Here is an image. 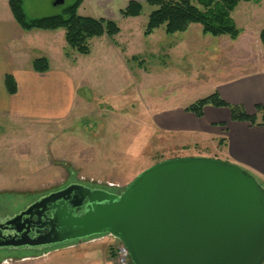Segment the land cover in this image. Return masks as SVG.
I'll use <instances>...</instances> for the list:
<instances>
[{"label": "rangeland", "instance_id": "obj_1", "mask_svg": "<svg viewBox=\"0 0 264 264\" xmlns=\"http://www.w3.org/2000/svg\"><path fill=\"white\" fill-rule=\"evenodd\" d=\"M58 1L25 0V11L31 17L61 14L75 0ZM143 5L137 17H123L116 9L97 10L90 2L78 9L84 16L111 15L121 32L112 38H91L90 55L67 44L65 58H53V67L62 61L83 74L68 118L47 122L0 118L2 217L77 180L118 190L166 159L206 155L226 160L216 143L203 144L196 134L159 129L155 115L165 106H187L213 93L211 80L225 67L233 69L243 62L249 69L263 60L264 17L254 15L253 1L241 2L233 12L241 29L235 39L204 33L199 23L176 33H167L163 25L147 36L144 31L155 6L146 1ZM111 41L124 56L105 49ZM34 56L20 60L21 65L32 66ZM96 236L102 238L54 245L45 254L0 249V264H115L109 250L114 239Z\"/></svg>", "mask_w": 264, "mask_h": 264}, {"label": "water", "instance_id": "obj_2", "mask_svg": "<svg viewBox=\"0 0 264 264\" xmlns=\"http://www.w3.org/2000/svg\"><path fill=\"white\" fill-rule=\"evenodd\" d=\"M102 234L125 243L134 264H263L264 185L231 162L170 158L121 192L72 183L37 199L0 222V249Z\"/></svg>", "mask_w": 264, "mask_h": 264}, {"label": "crops", "instance_id": "obj_3", "mask_svg": "<svg viewBox=\"0 0 264 264\" xmlns=\"http://www.w3.org/2000/svg\"><path fill=\"white\" fill-rule=\"evenodd\" d=\"M130 1L83 0L81 6L90 2L97 10L121 11ZM253 2L254 15L258 13L264 17V0ZM96 17L112 16L106 14ZM66 45L64 29L25 30L15 18L10 0H0V118L47 122L69 117L81 85L77 82L84 80L81 78L83 74L75 71V66L71 67L61 61L59 66L53 67V58H65ZM104 47L111 53L124 56L112 41L106 42ZM32 56L33 61L47 57L49 70L38 72L33 64L28 67L21 65L20 60ZM9 73L14 75L17 82L18 90L15 94L9 93L6 87V75ZM214 77L211 80L213 92L217 91L228 103L239 104L249 114H257L261 119L262 114L256 108L258 105L264 108V59L256 60L249 69L244 68L243 62L236 64L233 69L225 67ZM187 106H165L155 115L157 127L179 134H196L203 144L209 141L216 143L221 154L226 157L225 161L245 168L264 181V124L235 121L228 107L207 105L203 116L198 117L187 111ZM222 138H225L224 142H221Z\"/></svg>", "mask_w": 264, "mask_h": 264}, {"label": "trees", "instance_id": "obj_4", "mask_svg": "<svg viewBox=\"0 0 264 264\" xmlns=\"http://www.w3.org/2000/svg\"><path fill=\"white\" fill-rule=\"evenodd\" d=\"M254 0H146L155 6L149 15L144 34L151 35L154 31L165 26L167 33L184 32L191 24L202 25L203 32L215 36L229 35L237 38L241 29L233 17V12L241 2ZM83 0H75L68 5L64 12L56 15L30 17L24 7V0H10V5L15 18L25 30L64 29L68 46L81 54L89 55L91 47L89 40L93 37H114L121 32V28L115 20L105 17L84 16L78 13ZM143 2L131 0L120 11L123 17H137L142 14ZM260 39L264 45V29L260 32ZM134 57V56H133ZM33 67L38 72H46L50 68L47 57L34 59ZM6 87L11 94L18 90L17 82L13 74L6 75ZM207 105L228 107L232 119L235 121H248L255 125L264 124V108L257 106V112L261 113V119L257 114H249L241 105L228 103L215 91L210 95L197 99L186 107L187 111L195 113L198 117L204 114ZM222 138L221 142H224ZM110 255L113 257V248L110 246Z\"/></svg>", "mask_w": 264, "mask_h": 264}, {"label": "built area", "instance_id": "obj_5", "mask_svg": "<svg viewBox=\"0 0 264 264\" xmlns=\"http://www.w3.org/2000/svg\"><path fill=\"white\" fill-rule=\"evenodd\" d=\"M110 185H114L110 183ZM102 237L94 238V239H101ZM114 242L111 243V247L113 248L114 252V263L115 264H134L131 258L130 251L128 247L122 241L112 237ZM264 264V262H263Z\"/></svg>", "mask_w": 264, "mask_h": 264}, {"label": "flooded vegetation", "instance_id": "obj_6", "mask_svg": "<svg viewBox=\"0 0 264 264\" xmlns=\"http://www.w3.org/2000/svg\"><path fill=\"white\" fill-rule=\"evenodd\" d=\"M72 183H81V184H84V185H86V186H89V187H92V188H103V189H107V190H111V191H113V192H121V191H123V189H118V190H112V189H109V188H107V187H105V186H95V185H93V184H91V183H88V182H86V181H75V182H71V183H69V184H72ZM68 184V185H69ZM68 185H66V186H68ZM66 186H64V187H66ZM64 187H62V188H64ZM59 189H61V188H59ZM59 189H57V190H59ZM52 192V191H51ZM51 192H48V193H46V194H44V195H42V196H39L38 198H35L33 201H31L29 204H27L23 209H21V210H19L18 212H16V213H14V214H12V215H9V216H4V217H2L1 215H0V222H4V221H6L8 218H11V217H13L14 215H16L17 213H19V212H21L22 210H24V209H26L30 204H32L33 202H35L37 199H40L41 197H43V196H45V195H47V194H49V193H51ZM13 233H15L14 231H12ZM11 231H7V230H4V234L5 235H8V234H10V233H12ZM1 249H7V250H26V249H31V250H34V251H38L39 249H33V248H29V247H25V248H20V249H18V248H1Z\"/></svg>", "mask_w": 264, "mask_h": 264}]
</instances>
